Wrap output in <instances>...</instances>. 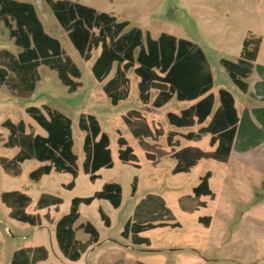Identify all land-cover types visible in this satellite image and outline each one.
<instances>
[{
    "label": "rangeland",
    "instance_id": "obj_1",
    "mask_svg": "<svg viewBox=\"0 0 264 264\" xmlns=\"http://www.w3.org/2000/svg\"><path fill=\"white\" fill-rule=\"evenodd\" d=\"M33 3L46 30L57 37L67 52L78 63L83 72V88L75 95L67 92L56 72L46 67L41 68L42 81L35 95L30 99H21L12 96L6 88L0 89V135L4 139L0 142V156L13 157L18 149H8L4 142L8 140L9 131L2 123L10 119L15 123L24 120L35 126L38 131H44L26 113V107L49 104L58 108L67 98L77 102V109L67 112L74 119L75 152L79 156L82 167L85 159L83 151L84 133L77 125L79 111L93 112L92 104L88 102L89 95H97V102L109 107L111 114L99 115V119L111 138V150L114 158V168L102 170V178L92 183L82 171L75 181L76 188L64 189L62 183L74 181L70 174L53 173L46 176L40 183L30 179V173L40 163L32 160L25 164V171L21 177L7 176L0 166V264H9L10 255L15 249L24 246L45 245L51 252L48 261L40 264H94L91 262L112 248L123 247L125 256L133 261L142 260L149 264H264V226H256L250 217L264 221V173L259 171L251 162L245 161L238 154L232 156L229 163H220L215 160H203L190 173L173 174L175 161L167 158L157 167H153L147 160L138 141L132 136L122 116L130 109H138L139 99L138 78L133 75L132 93L128 101L113 107L99 83L92 74L93 62L86 63L70 41L68 34L62 29L47 5L46 0H24ZM93 7L115 15L120 20H126L133 26L149 31L154 38L161 33H170L177 37L197 42L208 49L211 62L217 75V89L221 86L236 89L227 75L225 83L218 69L221 57L236 61L241 57L244 41L251 37L261 38L262 43L257 61L254 66L264 69V0H70ZM8 47L12 51H19L14 41H10L8 29L3 27L0 33V49ZM263 80V81H262ZM250 85L264 89V77L261 80L252 78ZM62 93L59 103H51L54 93ZM186 104L174 99L168 106L155 113L150 119L160 121L169 129L167 117L169 112L179 113ZM80 109V110H79ZM264 117V107L262 108ZM260 136L253 140L264 143V124H261ZM198 128H194L197 130ZM118 131L128 140L135 149L140 162V168L125 165L119 159ZM166 146V139L161 140ZM196 145L202 149L212 150L209 137L199 143L184 141V146ZM207 172H212L211 188L216 199H207L208 207L202 208L199 213L188 214L183 212L178 203L181 195L192 194L200 178ZM138 177L139 186L136 197H132V183ZM116 182L123 188L124 201L120 209H115L109 202H96L91 207L82 206L81 223L91 221L100 231L101 246L95 247L86 253L79 262H71L63 257L55 241V227L43 219V225L33 228L12 219L9 209L1 201L2 190H22L37 200L44 191L51 192L63 198L64 203L57 213L52 211L56 220L70 211L74 197L93 196L101 191L105 183ZM148 193H157L164 197L174 212L181 228L171 227L156 229L146 236L152 240V247H134L128 250L125 245L130 242L121 236L125 222L132 216L136 204ZM111 218L112 226H104L100 217L99 207ZM43 216V213H41ZM211 216L212 224L207 228L199 222V218ZM246 228H252L245 232ZM81 236L83 231H79ZM112 239L113 241H110ZM249 241L255 245L256 258L244 257L241 249L243 243ZM236 248V249H235ZM235 249V251L233 250ZM231 252V255L227 253ZM247 253V251H246Z\"/></svg>",
    "mask_w": 264,
    "mask_h": 264
},
{
    "label": "crops",
    "instance_id": "obj_2",
    "mask_svg": "<svg viewBox=\"0 0 264 264\" xmlns=\"http://www.w3.org/2000/svg\"><path fill=\"white\" fill-rule=\"evenodd\" d=\"M21 3L32 4L35 8L37 17L43 27V31L45 34L50 36L51 38L57 40L60 45V49L54 46V50H56V54H60L63 52L66 57L70 58L74 65L77 67L80 75L79 77L70 75V79L79 84V87L75 91H70V87L65 85L61 80L59 72L55 69H52L45 63H42L38 68L37 72L39 75V80L35 85V89L30 96H19L12 92L11 88L6 84H0V89L6 88L9 93L17 98L21 99H30L32 98L37 88L42 81L41 68L46 67L49 70L56 72L60 83L66 87L68 94L75 95L78 91L83 88V72L78 63L74 60V58L67 52L62 42L55 36L51 35L39 17L38 11L33 3L17 0ZM60 1V0H55ZM64 1V0H62ZM70 1V0H66ZM72 3H79L73 2ZM47 3V0H46ZM81 4V3H79ZM49 6V4L47 3ZM84 5V4H81ZM86 7L94 9L97 13H107L103 11H98L97 9L84 5ZM50 7V6H49ZM1 9V6H0ZM52 10V8L50 7ZM54 16L56 17L58 23L62 27V29L68 34L70 41L72 42L75 49L78 51L82 60L86 63L93 62L91 71L94 75L95 79L99 83V87L102 88L105 95L110 100V103L113 107H118L121 103L129 100L132 93V76L135 75L138 78V90H139V99L140 104L138 105V109H130L123 116V121L126 124L128 130L132 134V136L138 141L141 149L145 153L146 160L155 168H157L164 159L170 158L175 161V166L173 168V174L178 175L182 173H190L195 167H197L201 161L203 160H215L220 163H229L232 156L238 154L240 157H243L245 161L251 162L259 171L264 173V143L262 141H258V143L253 144V140L257 139L261 134V128L263 127L261 124H264V117L262 116V108L264 107V89L258 88L256 85L251 86L250 80L252 78L260 79L262 76L264 77V69L258 70L256 66L253 65L251 74L242 79L248 85V90L244 92L233 80L229 69L223 64L224 60L230 61L232 63H238L240 58L236 59V61L226 59L221 57L219 59V64L222 68H219L220 78L226 83L227 75L232 83L236 86V89H230L228 87L221 86L217 89V75L215 73L214 66L211 62L209 51L207 48L202 46L201 44L177 37L170 33H161L158 38H154L149 31H144L142 28L138 26H133L129 21L120 20L115 15L107 13L116 18L117 23L127 22L128 25L123 29V31L118 34L114 39L106 37L99 41L98 43H91V45L87 44L85 47V54L88 55L89 59H86L82 53L79 51L73 40L71 39L69 32L63 27L60 23L59 19L55 15L52 10ZM8 21V22H7ZM16 28V23L11 21L7 17H0V33L5 27L9 32L10 41H14L16 47L19 48V51H12L8 47L0 49V68L2 64H5V55L4 52H8L14 55L16 58H19L21 54L24 52V47L16 43V39L11 35V26ZM134 29H140L143 32V37L139 45L135 48L130 58H123L124 53H121L122 61H115L111 67L110 71L103 69L101 67L97 68L98 61L102 57L105 46L107 47L111 44L112 41H117L122 37L127 36ZM100 29L94 28L91 30V33L95 36L99 35ZM165 35H168L165 37ZM164 36V38H163ZM174 37L175 40L172 38ZM180 40H185L186 42H179ZM2 55V58H1ZM131 63L133 66L128 68V65ZM141 67L152 68L151 70L160 76H165L170 73V81L177 87V90L174 91L172 97L168 100L167 95H161L156 90H151L149 92L148 101H143L141 97V82L142 77L137 73V69ZM148 70V69H146ZM166 72V73H162ZM246 72V67L238 68L234 70V73L243 75ZM123 74L120 76V82L115 83V80L119 77V74ZM3 80H2V79ZM5 75L3 77L0 76V82H4ZM127 80V84L126 81ZM263 81V80H262ZM210 88V89H209ZM127 89V95L125 98L120 99L117 103L114 101V97L120 98L124 90ZM209 89V91H207ZM227 91L230 93L233 99L234 108L231 109L233 119L229 121L232 127H236V131L234 134V141L232 147L223 149L220 146V142L217 141L214 145L212 144V139L217 137L218 131H208L203 133V130H211L215 121L219 122L225 120V112L223 113V99L221 97V91ZM184 96L186 99H180L178 94ZM62 93L55 92L54 97L50 99L51 103H59V100L62 98ZM87 99L89 103L92 104L91 110L93 112H80L77 117V125L79 130L84 133V142H83V151L85 154V159L83 162V166L81 167L79 164V156L75 152V132H74V124L75 121L71 118L67 112H71L72 110L77 109V102L72 101V99L67 98L63 103L58 104V108H55L49 104H42L40 106L32 105L26 107V113L38 124V126L44 131V134L40 133L38 129L30 124H27L24 120L15 123L10 119L5 120L2 123V126L9 131L8 140L4 142V146L8 149H18V152L13 157L0 156V166L4 173L12 178L21 177L25 171V164L28 161L35 160L40 163L35 170L30 173V179L36 183H40L46 176H50L53 173L57 174H70L74 181L66 184L62 183V187L66 190L73 191L76 188V180L79 178L81 171L87 175L92 183H96L98 180L102 178L101 171L102 170H110L114 168V158L111 150V138L109 134L104 131L103 125L99 119L98 114L107 115L111 114V111L107 106L97 102V95H89ZM174 99L178 102L185 103L186 106L181 108L179 113L169 112L167 114L170 127L166 129L160 121L156 119H150L155 113L159 112L166 106H168ZM226 100L230 105V100L226 96ZM50 108L52 110H56L67 118H69L72 122L71 131L73 138V152L77 156V168L78 175L74 177L70 172H60L57 171L54 167H52L50 173H46L43 175L37 174L41 169L50 167V162H42L38 159H28L24 161L20 167L12 166L10 173H8L1 164V159L12 160L21 151V147L19 145L13 146V138L15 135L11 131L10 127L7 126V123H11L13 125L24 124L25 125V134H34L35 136L39 135L42 137H47L48 132L31 116L29 113V108H39L44 114L46 111L44 108ZM222 109V110H221ZM80 110V109H79ZM95 119L100 126L101 132L99 136L95 139V142H100L102 135H106L108 137L109 145L108 149L111 154L112 167H102L98 171H94L96 179H91V173L85 172V161L87 159V154L85 151V140L88 134L90 133L88 130L91 129V119ZM131 122L132 126L129 124ZM198 128L194 130V128ZM118 145H119V159L125 165H132L135 168H140V162L135 154V149L129 144L128 140L122 135L120 131H118ZM209 137V144L212 150L206 151L199 146L196 145H187L184 146V141H189L193 143H199L204 138ZM166 139V146L161 144V140ZM3 138L0 135V142H3ZM121 140L125 142V145H121ZM144 144V145H143ZM151 152L160 151L163 156L157 161V163H153L147 157V149ZM127 148H131L132 154L134 156L133 160L128 159V153L125 154L126 160L123 161L121 159V152L126 150ZM222 149V157L225 158L228 153L229 156L224 161L215 159V158H201L199 159L200 152L203 153H214L217 150L221 151ZM197 160V161H196ZM196 162L193 167L190 168L187 172H176L179 166H189L192 162ZM20 171V172H19ZM210 174L209 185L208 188L213 195H202L200 197L195 196V189L200 186L202 179ZM213 174L212 172H207L204 176L200 178L199 184L193 188L192 194L181 195L178 199L180 209L188 214H196L199 213L202 208L208 207L207 199L209 198L211 201L216 199V194L213 192L211 188V180ZM109 185H115L119 187L118 189H113L112 194L116 191H120L121 193V202L119 206L114 204V201L111 199H95L90 205L85 203H81L78 205L77 214L78 217L75 221L70 222V220H66V218L71 214L74 201L77 199H85L95 196L97 193L103 192L105 188ZM135 186V190H134ZM139 180L138 177L134 178L132 183V197H136L138 192ZM93 196L82 197L77 196L72 200L70 211L63 215L59 220H56L52 214V211L59 212L61 205L64 203L63 198L59 195L53 194L48 191H44L40 194L39 198L35 200L28 191L22 190H2L1 193V201L2 203L9 209V215L12 219L28 224L33 228H39L43 225V219L51 225L55 227V241L58 245V248L65 259L71 262H79L82 260L83 256L86 253L92 251L95 247L101 246V233L98 228L91 222L87 221L86 223H81L78 225L81 220V208L82 206L91 207L96 202H109L115 209H120L123 205L124 195L123 188L119 183L109 182L105 183L101 191H97ZM183 201V202H182ZM183 203V206L181 204ZM43 213V216L42 214ZM100 217L103 221L105 227L110 228L112 226L111 218L104 211V209L99 207ZM251 223L256 226H264V221L259 220L257 218L250 217ZM213 218L211 216H203L199 218V222L204 224L207 228H209L212 224ZM155 224L158 227L147 230L139 233V236L142 238L148 239L149 243L137 244L133 238V232L136 231V226L138 225H146V224ZM164 224V225H159ZM128 226H133L134 229L129 233L128 237L124 235V232ZM89 227L96 230L98 237L96 238V242L93 243L91 232L92 230ZM171 227L173 229L181 228V224L178 222L174 212L168 205L167 200L157 193H148L144 198H142L135 206L134 212L132 216L125 222L124 229L121 232V236L129 241L130 243L125 245V247L130 250L131 247H141L147 246L148 248L152 247L153 243L150 237L146 236L148 232H151L156 229H163ZM252 230V228H246L244 231ZM249 230V231H250ZM79 231H83L84 235L81 236ZM113 241L112 239H109ZM236 249V248H235ZM235 249H233L235 251ZM241 249L243 250L244 257L248 259L256 258V247L255 245L250 244L249 241L243 243ZM247 251V253H246ZM227 255H231V252L227 253ZM51 252L49 248L45 245H34V246H24L18 249H15L10 255L9 264H40L42 262H46L50 259ZM94 264H149L142 260L133 261L125 256V250L123 247L120 248H112L102 254L101 256L96 257L95 260L91 261ZM53 264V263H51ZM195 264V263H189Z\"/></svg>",
    "mask_w": 264,
    "mask_h": 264
},
{
    "label": "trees",
    "instance_id": "obj_3",
    "mask_svg": "<svg viewBox=\"0 0 264 264\" xmlns=\"http://www.w3.org/2000/svg\"><path fill=\"white\" fill-rule=\"evenodd\" d=\"M47 3L52 8L63 27L69 32L71 39L86 59H89L88 55L85 54V47L87 44L91 45V43H95L96 45V43L106 37L114 39V37L120 34L128 25L127 22L117 23L115 17L107 13H97L94 9L79 3H72L66 0H47ZM0 6V17H7L16 23V28H13L12 25H10L11 35L16 39L17 44L24 47V52L19 58H16L8 52L3 53V55H5L6 63L2 64L0 68V76L3 77L4 74L5 80L4 82H0V84L6 83L16 95L30 96L35 89L37 81L39 80L37 68L42 63H45L52 69L59 72L61 80L65 85L70 87V91H75L79 87V84L71 80L69 77L70 75L79 77L80 73L71 59L66 57L63 52L56 54L54 46H56L59 50L61 48L59 42L44 33L34 6L32 4L18 2L17 0H0ZM94 28L100 29L99 35L95 36L91 33V30ZM167 36L168 35H165V37ZM142 37L143 32L140 29H134L127 36L122 37L117 41H112L107 47L105 46L104 53L98 61L99 63L97 64V68L101 67L110 71L115 61H122L121 53H124L123 58H130L131 61V54L141 42ZM172 38L175 40L174 37ZM179 42L190 43L185 40H180ZM261 43V38L251 36L244 41L241 57L238 63H232L227 60L223 61V64L229 69L234 82L244 92L248 90V85L242 79L247 78L251 74L253 65L259 56ZM127 65L128 68L133 66L131 63ZM244 67H246V72L243 75L234 73L235 69ZM151 69L152 68L146 67L137 69V73L142 77L141 97L143 101H148L149 92L151 90H156L161 95H167V99L169 100L174 91L177 90V87L172 81H170V73L165 76H160ZM121 75L123 74H119L115 83L120 82ZM125 81L127 84V80ZM209 89L207 91H209ZM126 95L127 89L124 90L120 98L114 97L115 103H117L120 99L125 98ZM226 96L232 100L230 105L226 100ZM178 97L180 99H186L180 94V92ZM221 97L223 99V113L225 112L224 118L226 123L223 120L219 122L215 121L211 130H203V133L208 131H218V136L212 139V144L214 145L217 141H219L221 148H229L228 153H230V148L232 147L236 131V127L230 128L231 126H229V121L233 119L231 109L234 108V103L232 96L227 91L222 90ZM44 109L46 114H44L39 108H29V113L48 132L47 137L25 134L24 124H19L17 126L11 123L6 124L15 135L12 141L13 146L19 145L21 147V151L18 156L12 160L2 158L1 164L4 169L10 173L12 166L20 167L21 164L28 159H38L42 162H50V165H48L50 167L38 171L37 174L40 176L50 173L52 167H54L57 171L70 172L74 177H77L78 158L73 152L74 142L71 131L72 122L69 118L56 110H52L48 107ZM129 124L132 126L131 122H129ZM90 126L91 129L88 130L90 133L85 140V151L87 154L85 172L91 173V179L95 180L96 176L94 173L102 167H112V161L111 154L108 149V137L106 135H102L101 141L95 142V139L99 136L101 129L99 123L94 118L91 119ZM121 145H125L123 140H121ZM145 148L147 149L146 146ZM126 153L129 155L128 159L132 158L133 160L134 156L131 148H127L121 152V159L123 161H127L125 157ZM228 153L226 154V157L223 158L222 149L221 151L217 150L214 153L200 152L199 159L215 158L224 161L229 156ZM162 156L163 154L160 151L153 153L147 149V157L153 163H157ZM195 163L196 162L194 161L189 166H179L176 172H187L191 167H193V165H195ZM209 179L210 174L206 175L202 179L200 186L195 189L196 197H200L202 195H210L213 197L208 188ZM115 188L119 190V187L109 185L103 192L97 193L93 197L75 200L71 214L66 218V220H70V222L75 221L78 217V205L81 203L90 205L95 199H111L114 201L116 206H119L122 197L120 191H116L112 194V190ZM182 202L181 204L183 206ZM159 225L162 226L164 224ZM156 227L158 226L152 223L139 226L137 225V230L132 233L135 242L137 244L149 243L148 239L140 237L139 233ZM89 229L92 230L91 235L94 243L97 241L96 238L98 237V234L95 229L91 227H89ZM133 229V226H128L124 235L128 237L129 233L132 232Z\"/></svg>",
    "mask_w": 264,
    "mask_h": 264
}]
</instances>
